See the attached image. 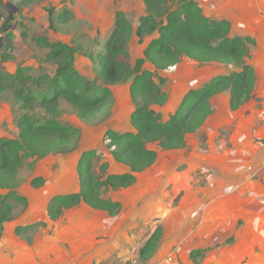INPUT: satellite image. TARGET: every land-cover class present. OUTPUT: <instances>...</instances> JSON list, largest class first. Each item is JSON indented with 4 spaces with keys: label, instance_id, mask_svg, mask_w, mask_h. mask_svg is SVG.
Instances as JSON below:
<instances>
[{
    "label": "rangeland",
    "instance_id": "1",
    "mask_svg": "<svg viewBox=\"0 0 264 264\" xmlns=\"http://www.w3.org/2000/svg\"><path fill=\"white\" fill-rule=\"evenodd\" d=\"M195 1L201 7H207L206 12L203 10L206 16L210 18L223 16L222 12L209 9V2L206 0ZM2 2L0 5V60L4 56L11 58L2 65V72L6 75L5 83L10 87L7 91L0 93V138L11 139L18 137L19 118L24 114L16 100L19 83L15 81L18 72L24 70L34 77L42 73L54 76L58 68L59 60L49 61L47 55L50 50L38 47L34 42V37L47 36L52 42L74 47L77 51L75 67L79 77L95 79L99 66L97 61L91 59V56L97 58L101 54H106V44L113 34L117 13L121 12L135 31L146 15L143 0H2ZM64 11H67L66 19L59 17V14ZM156 37L158 34L148 36L141 44L138 37L134 35L129 44L132 64L136 59L144 56L145 49ZM144 68L154 70L150 63H146ZM229 71L233 72L234 69L223 64H201L184 58L177 66L160 71L158 77L155 78L156 83L161 82L168 101L164 106H155L154 110L161 116V121L165 122L176 113L183 98L191 89L199 88L216 76L227 74ZM133 78L134 76L131 75L127 81L110 86L113 93L112 99L90 121L82 120L65 100L59 101L60 122L79 128L82 134L81 140L72 152L32 160L30 162L32 165H26L22 169L20 175L22 184L18 188V193L27 198L28 203L17 206L13 219L6 222L0 230V264H47L53 259V252L47 251L49 244L45 239L50 232L49 225L59 221L63 222L60 220L63 215L57 220H52L49 217L48 208L54 197L74 192L72 190L75 188V183L80 179L82 155L86 151L97 152L99 159L95 162L94 172L101 180L109 175H120L128 171L123 164L114 159L112 152L115 147L112 148L111 139L107 133L113 132L120 135L127 128L129 129L132 115L141 105V100H133L130 94ZM28 86L36 101L31 113L37 119L43 120L48 117V114L41 108L40 102L44 95H51L53 89L48 87L47 82L43 84L30 82ZM221 100L224 105L223 99ZM218 126L215 127L217 131H219ZM219 133L211 135L214 145L219 144L224 138L225 132L220 130ZM192 138L193 136L188 140L191 141ZM197 139L201 144L200 147L204 150L209 149L207 146L209 139L206 135L199 134L196 142ZM147 148L157 152V161L150 170L136 174L137 181L133 186L126 189L105 187L99 189L102 197L121 204L118 214L126 211V203L129 207L134 203L133 205H137V208H141L145 199L150 200L156 194V201L170 206L169 208L182 206L185 202L182 199L183 194L181 196L178 194L181 192L185 194L186 190L174 194L175 184L171 182L165 188L168 182L163 177L175 174L182 176L180 174L184 173L185 166L176 164L182 157L181 151L165 150L158 143L148 144ZM104 164L107 165L106 169L101 168ZM186 176L187 174L184 175ZM202 177H205L204 173L198 174L196 178L197 181L200 180L198 183L200 188L204 187V182H206ZM37 178L44 180L40 186L33 185V180ZM186 181L188 182L186 178H176V183L181 185ZM163 192L167 195L163 196ZM1 193L6 194L0 190ZM136 196L138 198L135 202L134 197ZM81 205L77 207L82 208ZM169 212L165 213L166 218H171L172 214L173 218H176L173 213L174 209ZM84 213L79 211L78 215H84ZM162 216H158L152 226L156 225L161 228ZM247 235L243 250L241 252L239 248L232 250L231 253L234 256L231 259L228 258L230 259L228 261L223 260L225 258L223 247L208 248V246L199 245H193L191 249H188L186 245L185 248L176 245L168 246L165 257L171 254L173 257L171 264H264V214L256 218L248 216ZM38 243L43 244L39 250L45 260L31 259L26 255L30 254ZM226 244L232 246L226 247L231 250L235 245V240H228ZM206 249L212 253L210 251L208 253ZM193 252L200 253L195 257ZM148 255L141 257V263L147 264L144 260L150 258ZM164 264L170 263L165 262Z\"/></svg>",
    "mask_w": 264,
    "mask_h": 264
},
{
    "label": "trees",
    "instance_id": "2",
    "mask_svg": "<svg viewBox=\"0 0 264 264\" xmlns=\"http://www.w3.org/2000/svg\"><path fill=\"white\" fill-rule=\"evenodd\" d=\"M146 15L135 31L120 12L112 36L106 44V54L97 58L99 72L95 79L80 78L75 67L77 51L74 47L52 42L47 36H36L38 47L49 49V61L59 60L54 76L42 73L31 76L21 70L16 76L19 83L16 100L24 111L19 118L20 133L16 139L0 138V230L12 220L19 205L28 203L20 196L21 171L36 159L74 151L81 140V130L60 122L59 101L65 100L82 120H93L112 99L110 86L128 80L133 75L130 94L133 100H141L132 115L134 132L117 135L108 132L114 159L128 168L120 175H109L101 180L94 172L96 160L94 150L82 155L80 168V190L68 195L54 197L48 208L52 220L59 219L65 211L85 203L95 210L115 216L121 204L100 195L101 187L126 189L133 186L137 177L151 168L157 161L156 151L148 144L158 143L165 150L183 149L189 134L197 133L213 115L212 99L224 92L230 94V106L237 110L254 96L257 75L249 64L250 47L254 41L249 37L232 34V23L228 19H213L205 15L195 0H143ZM0 0V5L2 4ZM53 13V12H52ZM67 11L59 14L66 19ZM69 13V12H68ZM158 34L144 51V56L131 61L129 44L134 35L143 43L148 36ZM11 57L0 60V93L9 89L2 65ZM184 58L201 64L217 63L230 66L233 72L216 76L199 88L191 89L183 98L179 108L165 122L154 110L168 101L161 82L156 83L160 71L177 66ZM150 63L154 70L145 69ZM162 81V80H161ZM48 83L51 95H44L40 106L48 117L43 120L32 115L36 103L31 95L29 83ZM106 169L107 165L101 167ZM42 178L33 180L40 186ZM160 231L156 232L144 248L146 254L156 249ZM200 252H193L197 257Z\"/></svg>",
    "mask_w": 264,
    "mask_h": 264
},
{
    "label": "crops",
    "instance_id": "3",
    "mask_svg": "<svg viewBox=\"0 0 264 264\" xmlns=\"http://www.w3.org/2000/svg\"><path fill=\"white\" fill-rule=\"evenodd\" d=\"M206 2L212 11L223 13L222 17L213 19L230 20L233 35L254 41L248 59L257 75L253 98L239 109L232 110L228 92L215 96L212 99L213 115L197 133L187 136L183 149H177L182 157L176 164L185 166L184 173L163 177L168 182L165 188L171 182L175 184L174 194L186 190L185 194H178H183L185 202L182 206L169 208L162 205L156 201V194L150 200L145 199L141 208L134 203L129 207L126 203V211L115 216L92 209L85 203L82 208L69 209L60 218L63 222L49 225L50 232L45 241L49 244L47 251L53 252V259L47 264H143L141 257L147 255L144 248L158 231L156 249L148 255V260L143 259L147 264L162 263L167 257L168 246L173 245L184 248L186 245L188 249L193 245L223 247V260L226 261L234 256L231 251L235 248L240 252L243 250L248 236V216L256 218L264 214V169L261 168L264 159V0ZM202 7L206 12L207 7ZM216 125L225 135L219 144L214 145L211 135L219 133ZM131 126L125 131L134 132L132 122ZM199 134L208 137L209 149L200 147L198 139L196 142ZM192 136L191 141L188 140ZM197 173L205 174L202 178L206 182L202 188L198 187ZM176 178H186L191 184L187 181L178 184ZM79 190L80 179L72 193ZM137 198L134 197L135 202ZM171 209H174L176 218L173 214L166 218L165 213ZM79 211L85 212L84 215H78ZM158 216L163 217L161 228L152 226ZM228 240H235L231 250L226 249L232 247L226 244ZM40 246L43 244H36V248L26 255L31 259L45 260ZM206 250L209 253L210 250Z\"/></svg>",
    "mask_w": 264,
    "mask_h": 264
},
{
    "label": "built area",
    "instance_id": "4",
    "mask_svg": "<svg viewBox=\"0 0 264 264\" xmlns=\"http://www.w3.org/2000/svg\"><path fill=\"white\" fill-rule=\"evenodd\" d=\"M261 168L262 169H264V159H263V161H262V166H261ZM168 258V259H167ZM162 263H160V264H164L165 262H169L170 264H171V262H172V256H171V254H170V256H168Z\"/></svg>",
    "mask_w": 264,
    "mask_h": 264
}]
</instances>
